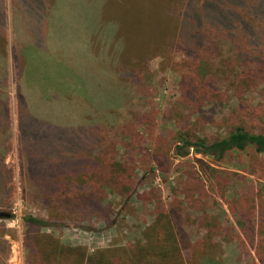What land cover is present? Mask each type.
<instances>
[{"label":"rangeland","instance_id":"obj_1","mask_svg":"<svg viewBox=\"0 0 264 264\" xmlns=\"http://www.w3.org/2000/svg\"><path fill=\"white\" fill-rule=\"evenodd\" d=\"M24 1L0 0V77L5 64L7 83L3 89L8 92L9 102L7 116L0 117V157L11 177V193L4 211L17 218L0 222V235L18 237L22 245L20 263L54 264L52 256H48L52 249L49 237L59 240L62 246L84 247L93 254L144 241L150 227L166 224L174 227L178 242L211 239L221 245V264H254L255 253L248 246L253 235L240 230H248V213L254 208L250 203L264 197V156L252 151L235 152L220 163L202 156H175L174 134L177 123L181 124L177 113L179 82L181 74L187 73L178 66L186 60L185 55L176 52L163 60L155 53L140 66L139 70L149 74L148 82L143 79L149 91L130 104L133 108L140 106L148 117L134 125V133L119 130L132 125L128 107L112 112L99 102L104 97L109 102L108 94L115 93L121 81L115 64L121 59L125 63L124 57L116 56L118 47L108 45L111 22L121 21L126 44L122 52L127 59L143 54L145 46L160 38L169 0H110L102 18L99 16L104 0H47L49 13L42 10L43 16ZM69 5L67 14L54 13L56 8ZM22 80L28 92L27 97L24 95L27 107H21ZM247 100L246 113L253 122L245 124L255 131L264 130V86L248 95ZM113 113L118 116L117 123H112L116 121ZM183 116H189L187 109ZM91 121L103 126L101 146H107L108 151L101 158H105L106 165L114 170L120 166L136 182L134 186L127 183V191L120 196L111 195L109 186L103 187V193L91 183L87 189L98 191L104 203L100 201L98 209L94 205L71 209L67 216L64 208L55 203V197L48 200L30 179L45 183L44 176L55 174H95L90 170L96 161L91 150L99 146L91 143L90 129L83 130L81 126ZM22 122L26 126L21 136ZM206 129L209 138L226 133L224 128ZM206 129L198 128L201 134ZM83 148L88 149L80 151ZM25 155L30 160L29 171ZM71 160L75 164L68 166ZM66 199L72 197H62ZM27 217L47 221L54 227L28 225L23 221ZM177 224L181 232L184 228L183 235ZM35 242L40 243L45 255L31 252ZM183 255L192 253L183 251Z\"/></svg>","mask_w":264,"mask_h":264},{"label":"trees","instance_id":"obj_2","mask_svg":"<svg viewBox=\"0 0 264 264\" xmlns=\"http://www.w3.org/2000/svg\"><path fill=\"white\" fill-rule=\"evenodd\" d=\"M122 1L114 0L115 3ZM30 2L36 5L32 6ZM109 2L111 1L104 0L101 3L100 18L105 14ZM24 3L30 9L40 12L41 16L45 10L47 14L49 13L47 0H25ZM68 7L71 6L56 8L54 13L62 15L66 12L67 14ZM164 16L167 22L160 33V38L145 46L143 54L128 59L127 54L122 52L126 44L121 21L113 18L114 22H111L112 28L107 38L108 45L114 44L118 47L116 56L124 57L125 63L123 64L121 59V62H117V66L115 64L121 80L117 89H114L117 94L110 92L107 103L105 97L100 100L101 107H108L112 112L113 110L122 112V109L128 107L133 115L132 125H124L119 130L134 133V125H140L139 121L148 117L147 114H143L140 106L133 108L130 104L132 99L143 98L140 94L149 91L148 85L143 82V79L146 82L149 81V74L145 73V70H139L140 66L149 62L152 59L150 56H154L155 53H159L158 56L164 60L169 55L182 52L186 60L178 67L187 69V73L181 74L179 82L180 97L177 100L178 110H176L179 113L178 122L181 124L177 123V130L174 134L175 156L180 159L192 155L202 156L215 163L224 161L235 152L252 151L257 156H264V130L255 131L245 124L253 122L251 115L246 113L245 102L248 101V95L264 86V0H169ZM87 43L89 45V42ZM90 51L92 50L89 49V53ZM136 61L137 64H135ZM1 63L3 64L4 61L1 60ZM1 69L0 112L2 115L0 117L5 118L9 104L8 92L3 89L7 83L6 65L3 64ZM23 83L22 80L20 83L21 107L27 105L24 95L26 97L28 95ZM96 107L98 109L97 104ZM185 109L189 111L187 118L183 116ZM112 116L116 118V121L112 123H117L118 116L114 113ZM21 118L24 117L21 116ZM25 126L22 122L21 136ZM81 126L83 130L90 129L91 143L99 146L91 150L96 161L92 162L94 167L90 170L95 174L89 175V171L80 176L55 174L44 176L45 183L30 179L32 185H36L48 200L55 197V203H59L64 208L67 216H70L71 209H77L80 206L84 209L85 206L93 207V205L98 209L100 201L104 203L102 197L98 198V191L93 193L87 189L91 183L98 185L100 190L109 186L111 195L120 196L127 191V183L135 185L136 182L125 175L126 170L118 165L115 166L118 169L114 170L113 166L106 165L105 158H101V155L106 156L108 151L107 146H101L103 144L100 136L102 124L91 121ZM209 126L216 129L224 128L225 136L209 138L206 132ZM199 127L206 129L205 132L201 134ZM85 149L88 148L80 151ZM26 155V169L29 171L30 160ZM74 164L75 160H71L68 166ZM7 170L4 159L0 157L1 222L17 220L13 214L4 211L11 193V177L9 178ZM152 170L154 171L155 168L152 167ZM213 172L216 173V171ZM5 178H9L8 181ZM102 191L104 193V190ZM63 196H71L72 199L63 201ZM250 205L254 208H250V212H247L249 216L247 222H250L247 224L248 230L240 226L243 229L240 231L253 235L248 246L255 253L254 264H264V197L261 195ZM256 212L257 215H254ZM238 214L244 217L243 213ZM23 221L34 227H54L47 221L34 217H27ZM220 225L219 229L222 227ZM181 228L179 224L177 230L180 235H183L184 228L183 232ZM208 231L211 234V230ZM175 232L173 226L168 227L162 224L159 227L155 224L145 231L147 235H144V241L137 240L126 247L99 250L93 254H89L84 247L62 246L59 240L49 237V248L52 249L48 256H52L54 264H221V245L210 242L211 239L196 242L183 239L178 242L174 235ZM41 247L39 242H35L31 252L36 256L45 255ZM218 249L220 250L219 255ZM183 251H191L192 255L184 257ZM35 264L44 263L35 261Z\"/></svg>","mask_w":264,"mask_h":264},{"label":"crops","instance_id":"obj_3","mask_svg":"<svg viewBox=\"0 0 264 264\" xmlns=\"http://www.w3.org/2000/svg\"><path fill=\"white\" fill-rule=\"evenodd\" d=\"M17 238L11 234L0 235V264H21L19 253H22V245Z\"/></svg>","mask_w":264,"mask_h":264}]
</instances>
